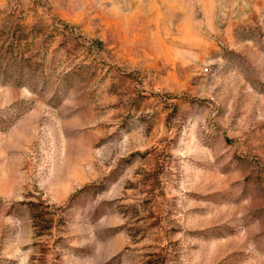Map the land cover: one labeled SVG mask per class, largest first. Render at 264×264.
<instances>
[{
	"label": "rangeland",
	"instance_id": "1",
	"mask_svg": "<svg viewBox=\"0 0 264 264\" xmlns=\"http://www.w3.org/2000/svg\"><path fill=\"white\" fill-rule=\"evenodd\" d=\"M0 264H264V0H0Z\"/></svg>",
	"mask_w": 264,
	"mask_h": 264
},
{
	"label": "trees",
	"instance_id": "2",
	"mask_svg": "<svg viewBox=\"0 0 264 264\" xmlns=\"http://www.w3.org/2000/svg\"><path fill=\"white\" fill-rule=\"evenodd\" d=\"M60 24L62 25V29L71 31V26L65 23L64 21H60ZM21 42V40L19 41ZM17 43V42H16ZM12 46V45H11ZM16 48H19L20 45H15ZM15 49V48H14ZM20 52V51H19ZM18 52V53H19ZM17 53V52H16Z\"/></svg>",
	"mask_w": 264,
	"mask_h": 264
}]
</instances>
